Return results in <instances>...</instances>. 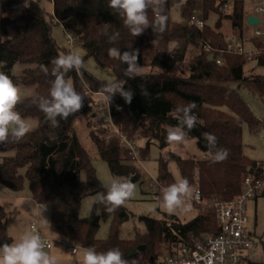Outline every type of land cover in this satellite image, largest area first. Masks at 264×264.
Returning <instances> with one entry per match:
<instances>
[{"label":"trees","instance_id":"1","mask_svg":"<svg viewBox=\"0 0 264 264\" xmlns=\"http://www.w3.org/2000/svg\"><path fill=\"white\" fill-rule=\"evenodd\" d=\"M176 1L164 0L158 10L159 16L165 18L162 31H152L149 27L134 37L119 15L109 8L108 0H0L2 72L16 85L22 83L36 88L34 95L20 97L15 110L21 116L41 118L40 125L20 140L0 144V185L19 192L29 182L33 198L50 209L51 227L56 235L83 247H95L97 251L119 248L129 264H155L160 254L174 252L192 236L203 238L217 234L219 227L214 209L200 206L199 213L189 221L168 212L160 218L141 215L147 230L137 229L133 238L121 235L124 222L134 215L125 203L107 212L95 200L91 214L81 216L84 197L103 192L104 183L77 134L73 115L61 120L59 127L52 128L34 100L38 96H48L49 82L53 79L51 59L62 54V50L72 51L71 47L61 46L53 35V26L61 23L69 39L73 37L83 43L87 56L95 58L114 75L111 81L101 79L83 65L80 73H65V79L72 78L76 90L84 97L80 110L88 119L100 156L108 161L115 176L137 181L142 178V172L133 162L132 148L124 147L115 133L111 135L110 120L130 137H135L139 130L147 138L140 153L146 158L152 142H158L161 147L171 144L166 140L164 128V125L177 124L171 111L178 105L195 102L192 112L197 122L188 137L197 138L200 149L207 156L183 157L171 151L169 156H162L157 177L164 185L174 183L175 176L169 169V161L174 159L181 176L188 179L191 187L201 190L207 204L218 196L233 198L241 193L244 177L260 176L264 161L252 159L244 151V123L248 122L252 130H257L262 120L236 85H245L264 98V73L258 72L256 66L246 69L252 59L264 65V38L256 34L250 38L256 49L261 50L252 59L242 53L225 52L227 62L219 64L215 58H209L215 51H207L199 44H210L214 48L226 45L229 37L221 30L224 17L232 20L239 38L247 40L244 38L245 0H234L227 14L224 5L228 0H186L182 6L185 21L173 23L171 10ZM195 11L204 19V26L189 22ZM211 11L219 14L214 27L206 22ZM157 12L148 9L150 22L158 16ZM116 32L118 39L109 43L108 37ZM193 45L199 49H194ZM111 47L121 52L137 50L142 74L133 79L124 75L127 65L109 56ZM18 62L27 64L19 75L12 72ZM41 66L48 69V74ZM109 82H119L124 89H130L133 98L129 104L119 93L115 94L108 102L111 118L107 120L108 125L97 124L91 118L94 115L91 114L92 92H98ZM204 132L215 135L217 147L228 150L226 159L212 162L202 137ZM5 215L1 208L0 244L14 240ZM102 220H110V232L105 238L98 236ZM142 244L146 248L132 254Z\"/></svg>","mask_w":264,"mask_h":264},{"label":"rangeland","instance_id":"2","mask_svg":"<svg viewBox=\"0 0 264 264\" xmlns=\"http://www.w3.org/2000/svg\"><path fill=\"white\" fill-rule=\"evenodd\" d=\"M186 0H178L175 2L172 7V21L173 23H180L185 21V18L182 15V6L183 2ZM220 1V0H218ZM229 2L224 5L225 14L229 13L232 10V3L234 0H228ZM49 4V2H44ZM245 12L247 15L244 38L249 39L251 36L255 35V30L260 28L264 32V11L259 12L257 10L258 1L257 0H245ZM252 14L258 15L261 19V22L256 25H251L248 22V17ZM219 14L216 11H211L209 16L206 19V22L215 26ZM232 20L228 17L223 19V32L227 35L231 34ZM0 30H1V13H0ZM53 35L61 46L65 48L71 47L72 50H76L80 53L83 66L85 69L93 73L94 76L107 79L109 81L114 79V75L111 70L103 68L100 66L95 58L87 56V51L83 43L75 41L73 45L70 44L69 35L65 31L63 24L58 23L53 26ZM237 33V32H236ZM261 38H264V33H262ZM250 42L246 40L245 46L247 49H250ZM194 49H199V47L193 45ZM70 51V50H69ZM68 51V52H69ZM67 51L62 50V54L68 53ZM256 66V70L260 73H264V65H258L255 59L249 61L246 65V69ZM27 67V64L18 62L14 65L12 72L14 74H22L24 69ZM0 72H2V64L0 61ZM73 84L74 81L71 78ZM239 89L240 94L243 96L244 100L248 103L250 108L254 113L262 120V123L257 130H252L249 123H244V151L252 159L259 161H264V98L253 93L245 85H236ZM19 88L20 97L34 95L36 93L35 85H26L19 83L17 84ZM75 87V84H74ZM94 103L91 108V114L94 115L91 117L92 121L97 124H107V120L111 119L108 115V102L104 101L100 96L97 95V92H92ZM24 118L30 125V130L36 129L41 122L39 116H21ZM74 126L76 128L77 134L84 144V146L90 152L94 164L97 169V174L102 182L105 184L115 176L110 168V165L107 160L100 156L98 151V146L91 136V130L88 124V119L84 113L79 110L77 113L73 114ZM111 124L110 133L111 135L115 133L116 136L120 137V142L124 147L135 146L139 154V160L134 158L133 162L137 165L138 169L142 172V178L137 181H133L136 185L134 194L128 200H126V206L134 214L129 220L125 221L122 226L121 235L124 238H133L135 237L136 230L140 229L145 232L147 230L145 222L141 219V215L147 214L154 217H163L165 212L160 207V195L161 189L168 186L163 184L159 179V165L162 156H169L170 152H177L183 157H202L204 154L198 145V139L195 137H189V143L187 145L171 143L168 147H161L158 142L154 141L150 144V154L148 157H143L140 155L141 147L147 144V138L141 135L138 130L135 137H130L127 132H124L121 127L116 125L120 130L118 132L114 123L109 121ZM108 122V123H109ZM123 134L127 136V139L130 142H125ZM132 154L135 155L132 150ZM169 169L175 176H181L179 165L176 160L172 159L169 161ZM158 178V179H155ZM154 181V182H153ZM161 182L164 186L154 185L155 182ZM192 191L190 196L185 197L187 207L185 210H177L172 214H176L181 220L189 221L193 219L200 211V206L191 198L194 194V188L191 187ZM96 196L93 194H88L84 197L81 216L85 217L91 214ZM41 206L33 199L32 191L29 185V182H26L25 187L19 191L14 192L2 185H0V212L1 208L6 213L5 221L7 223L8 231L13 236L14 240L18 239L21 234L31 230V224L36 223L39 227L45 230L46 237L52 239V248L45 249L51 255H54L57 258V264H79L80 255L79 253L74 255L68 244V240L60 239L56 235L51 227V212L50 209L46 207L44 213L40 216H35L34 213L37 212ZM248 213L250 215L249 228L257 236H264V195L253 198L248 204ZM45 218L49 221L45 222ZM13 226L12 230H9V227ZM110 232V220H102L101 227L98 231V236L105 238L108 237ZM80 247H83L80 245ZM252 260L248 264H264V251L261 247H256L250 251Z\"/></svg>","mask_w":264,"mask_h":264},{"label":"clouds","instance_id":"3","mask_svg":"<svg viewBox=\"0 0 264 264\" xmlns=\"http://www.w3.org/2000/svg\"><path fill=\"white\" fill-rule=\"evenodd\" d=\"M164 0H108L109 8L113 9L122 19L124 26L134 37L142 34L145 29L151 27L152 31H162L163 16H156L150 22L147 11L151 8L157 12L162 8ZM116 32L108 37L109 43L118 39ZM111 58L119 59L126 64L124 75L130 79L142 74V68L138 63V51H123L111 47L108 49ZM51 76L48 96H38L34 103L43 112L49 126H60L61 120H67L70 115L77 113L83 105L84 97L76 90L71 79H65V73L76 71L80 73L83 60L76 50L53 57L50 61ZM48 74V69L41 66ZM119 95L126 103H131L133 92L126 90L119 82H109L97 92L104 101L111 102L113 96ZM20 101L19 88L4 72H0V144L9 140L18 141L30 131L29 123L15 110ZM195 102L186 105H178L171 111L176 125H164L166 140L168 143L187 145L189 143L188 132L197 122V117L192 110ZM59 117V119H58ZM264 134V133H262ZM202 137L206 141L208 155L212 162H219L227 158L228 150L217 147V138L212 133L204 132ZM136 185L129 177H114L104 184V191L96 195V202L103 205L107 212H112L122 206L134 194ZM191 185L187 178L177 176L174 183L163 187L160 195V207L162 210L173 213L177 210H185L187 207L185 197L191 194ZM46 210L45 206L34 213L40 216ZM45 222L49 221L45 218ZM13 226L9 227L12 230ZM47 245L42 241L39 233L28 230L11 243L0 244V264H57V258L45 250ZM73 252L80 255L79 264H129L123 258L119 248H109L106 251H97L95 247H80L75 245Z\"/></svg>","mask_w":264,"mask_h":264},{"label":"built area","instance_id":"4","mask_svg":"<svg viewBox=\"0 0 264 264\" xmlns=\"http://www.w3.org/2000/svg\"><path fill=\"white\" fill-rule=\"evenodd\" d=\"M257 10L264 11V0H257ZM159 15V11L157 12ZM190 23L205 25V21L195 11ZM264 33L261 29L255 31L256 35ZM70 44L73 45L75 39L70 37ZM200 47L212 52L214 58L219 64H226L225 52H238L245 54L248 59H252L261 50H247L244 42L239 37H230L224 47L214 48L210 44H199ZM115 129L120 130L114 124ZM125 142H130L127 136L123 134ZM135 153V158L139 160V154L135 146L131 147ZM207 156V155H204ZM262 173L260 176L246 175L243 179V190L233 198L215 197L209 204L206 203L203 194L199 188H194V194L191 197L202 209L212 207L217 216V225L219 232L205 237L192 236L190 241L183 243L174 252L160 254L155 264H248L250 251L256 247H261L264 251V236H257L249 228L250 215L248 213V204L253 198L264 194V162L261 163ZM158 179V178H155ZM159 180V179H158ZM154 182V181H153ZM164 186L161 182H155L154 185ZM31 230L40 234L42 241L52 247V239L46 237L45 230L38 224L32 223ZM68 240L65 238H60ZM70 241V240H68ZM73 252L76 242H68ZM76 253V252H73ZM149 264V263H148Z\"/></svg>","mask_w":264,"mask_h":264},{"label":"crops","instance_id":"5","mask_svg":"<svg viewBox=\"0 0 264 264\" xmlns=\"http://www.w3.org/2000/svg\"><path fill=\"white\" fill-rule=\"evenodd\" d=\"M255 15V14H254ZM259 19H260V17L258 16V15H256ZM246 17H247V15H246ZM261 20V19H260ZM258 29H260V28H258ZM221 30H222V28H221ZM257 30V29H256ZM255 30V31H256ZM222 31H224V30H222ZM225 32V31H224ZM226 36L227 37H233V36H237V37H239L238 35H237V33H236V29L234 28V26H233V22H232V28H231V34H229V35H227L226 34ZM253 36H255V35H253ZM252 37V36H251ZM250 37V38H251ZM250 38L249 39H247L249 42H250V47H252V48H250L249 49V51H253V50H255L256 49V45L254 44V42L252 41V40H250ZM243 42H244V44L246 43V40H242ZM34 199V198H33ZM35 200V199H34ZM36 201V200H35ZM37 202V201H36ZM38 203V202H37ZM38 205H42V204H40V203H38ZM49 248H52V247H49ZM45 249H47V248H45ZM73 253V252H72ZM74 255H76V254H78V252H76V253H73ZM252 260V258H251V255H250V257H249V261H251ZM253 261V260H252Z\"/></svg>","mask_w":264,"mask_h":264},{"label":"water","instance_id":"6","mask_svg":"<svg viewBox=\"0 0 264 264\" xmlns=\"http://www.w3.org/2000/svg\"><path fill=\"white\" fill-rule=\"evenodd\" d=\"M248 22H249L251 25H256V24L260 23L261 20H260L256 15L252 14V15H250V16L248 17ZM209 58H210V59H213V58H214V55H213V54H210V55H209ZM145 248H146V245H145V244H142V245L139 246V248L134 249V250L132 251V254H135V253L138 252L139 250H141V249H145Z\"/></svg>","mask_w":264,"mask_h":264}]
</instances>
